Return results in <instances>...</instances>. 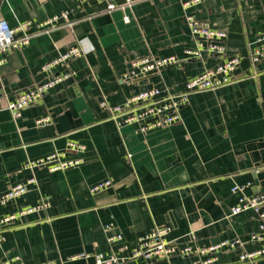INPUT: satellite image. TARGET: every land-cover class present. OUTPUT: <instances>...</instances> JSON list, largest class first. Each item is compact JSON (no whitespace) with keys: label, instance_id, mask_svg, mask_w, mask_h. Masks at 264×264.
Here are the masks:
<instances>
[{"label":"crops","instance_id":"obj_1","mask_svg":"<svg viewBox=\"0 0 264 264\" xmlns=\"http://www.w3.org/2000/svg\"><path fill=\"white\" fill-rule=\"evenodd\" d=\"M183 0H0L9 25L29 21L27 43L9 49L0 65V194L30 177L29 190L0 201V259L20 255L21 264H95L81 252L132 246L155 227L167 238L200 248L221 239L247 237L259 229L256 211L231 214L241 194L264 192V61L251 63L249 44L264 32V0H200L189 10L228 31V53L244 56L237 79L190 95L181 119L146 133L133 123L117 125L100 105L123 103L131 93L159 84L164 93L183 89L188 76L216 64L219 53L186 58L194 45ZM68 11V18L40 24ZM129 15V21L124 16ZM78 42L73 78L50 88L14 116L8 103L20 89L44 80L43 65ZM177 55L170 64L132 79L133 57ZM49 115L39 124L37 119ZM71 141L85 145L71 147ZM54 151L79 164L51 170L27 164ZM110 178L111 185L92 186ZM238 184L242 190H233ZM49 205L20 214L26 205ZM10 215L9 221L2 218ZM121 238L109 239L112 232ZM189 231L194 236L188 235ZM258 247L248 241L246 249ZM126 255L128 253L125 252ZM214 264H264V255L242 261L237 249L217 252ZM205 264L198 253L130 258L128 264Z\"/></svg>","mask_w":264,"mask_h":264},{"label":"built area","instance_id":"obj_2","mask_svg":"<svg viewBox=\"0 0 264 264\" xmlns=\"http://www.w3.org/2000/svg\"><path fill=\"white\" fill-rule=\"evenodd\" d=\"M134 0H125L121 4L110 2L109 9L118 6L124 7ZM200 0H183L182 6L185 11L186 21L193 37L194 45L186 47V58H199L205 55L219 53L222 58L213 66L203 71L188 76L184 81L183 89L177 93H164V88L159 85H151L131 93L123 103L111 104L106 97L100 99V105L107 109L111 117L118 126L133 123L136 131L146 133L157 126H167L181 119V108L188 102L190 95L197 91L215 89L235 81L244 56L240 53L230 54L227 50L228 31L219 28L198 17L189 10ZM68 18V11L48 17L40 24V28H45L47 24H55L60 19ZM129 21V15L124 16ZM29 21H24L16 26H11L2 16H0V65L5 61V54L9 49L21 47L27 43L32 35L28 31ZM83 52L82 46L78 43L69 44L64 51L43 65L48 76L29 87L20 89L15 99L8 103V108L14 116H20L22 109L38 101L50 88L63 83L74 77L75 71L71 68V61ZM248 58L251 63L264 61V32L256 35L249 44ZM181 58L177 55L156 56L144 55L133 57L129 61V66L124 73V77L132 79L142 74L158 71L170 64L180 63ZM2 88L0 87V92ZM50 116L44 115L37 119L39 124L49 121ZM71 147L84 149L85 145L76 141H71ZM65 151H54L38 159H33L27 164L29 167L46 165L51 170L67 168L80 163V158H63ZM35 182L34 177L28 178L24 182H17L0 194V201L7 203L13 198L22 195L29 190L31 184ZM112 179L100 180L92 186L96 191L111 185ZM238 184L233 186V190H242ZM49 205L48 199H42L37 204L26 205L19 211L20 214L32 212ZM244 210L256 211L259 218V229L252 231L246 238L239 235L227 237L209 245L197 248L192 243L181 244L178 238H167L170 226H158L141 234L134 245H117L110 251H97L93 253L81 252L75 257H92L95 264H128L130 258L142 257L145 261L156 257H170L172 255H190L198 253L205 264H214L217 260V252L225 249H237L239 258L242 261L253 260L264 255V192L253 195L241 194L237 203L231 208V214ZM12 216L7 215L3 221H9ZM188 235L194 236L193 231ZM120 232H112L109 239L115 241L121 238ZM248 241L258 244L252 250L246 249ZM128 253V255L125 254ZM22 258L16 254L0 259V264H21ZM39 264H45L40 262ZM140 264H147L146 262Z\"/></svg>","mask_w":264,"mask_h":264}]
</instances>
